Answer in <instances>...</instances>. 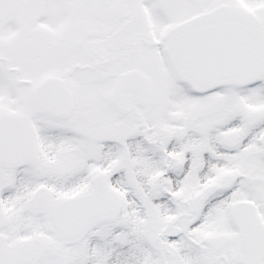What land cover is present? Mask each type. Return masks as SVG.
Segmentation results:
<instances>
[{
    "label": "snow or ice",
    "instance_id": "1",
    "mask_svg": "<svg viewBox=\"0 0 264 264\" xmlns=\"http://www.w3.org/2000/svg\"><path fill=\"white\" fill-rule=\"evenodd\" d=\"M0 264H264V0H0Z\"/></svg>",
    "mask_w": 264,
    "mask_h": 264
}]
</instances>
